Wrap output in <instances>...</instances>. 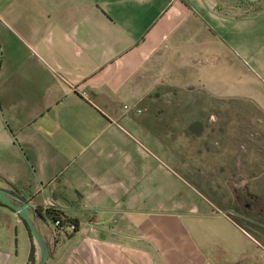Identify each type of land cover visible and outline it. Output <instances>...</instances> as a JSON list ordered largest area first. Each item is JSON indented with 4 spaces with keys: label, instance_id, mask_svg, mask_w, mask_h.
I'll use <instances>...</instances> for the list:
<instances>
[{
    "label": "crops",
    "instance_id": "1",
    "mask_svg": "<svg viewBox=\"0 0 264 264\" xmlns=\"http://www.w3.org/2000/svg\"><path fill=\"white\" fill-rule=\"evenodd\" d=\"M166 61L216 106L264 112V0H0V189L78 225L65 238L37 219L47 264H264L253 166L222 210L177 194L144 145L175 118L145 83ZM33 250L39 264L0 204V264Z\"/></svg>",
    "mask_w": 264,
    "mask_h": 264
},
{
    "label": "rangeland",
    "instance_id": "2",
    "mask_svg": "<svg viewBox=\"0 0 264 264\" xmlns=\"http://www.w3.org/2000/svg\"><path fill=\"white\" fill-rule=\"evenodd\" d=\"M170 65L168 61L159 64L158 73H151L145 83L149 88L157 81L158 100L175 103L167 109L175 118L162 125L159 121L158 127L164 129L161 135L144 145L165 164L176 193L209 199L228 210L226 197L246 189L244 183L250 180L253 166V196L264 198V112L246 99L237 100L236 106L235 102L216 106L208 99L212 93L198 94L197 81L190 78L193 69L172 70L179 72L172 78L165 74L171 72Z\"/></svg>",
    "mask_w": 264,
    "mask_h": 264
},
{
    "label": "water",
    "instance_id": "3",
    "mask_svg": "<svg viewBox=\"0 0 264 264\" xmlns=\"http://www.w3.org/2000/svg\"><path fill=\"white\" fill-rule=\"evenodd\" d=\"M0 204L15 212L25 222L40 252L39 264H47L50 258V246L37 229L38 214L33 205L2 189H0Z\"/></svg>",
    "mask_w": 264,
    "mask_h": 264
},
{
    "label": "trees",
    "instance_id": "4",
    "mask_svg": "<svg viewBox=\"0 0 264 264\" xmlns=\"http://www.w3.org/2000/svg\"><path fill=\"white\" fill-rule=\"evenodd\" d=\"M37 218H39L42 221H48L51 225L55 224L57 221L61 222V226L58 228V230L61 232L64 231V227L69 225V224H74L76 227V231H78V225L75 221H72L64 216V214L55 209V208H48L44 211V214H42L41 210H37ZM73 236V235H71ZM71 236H68L67 238H70ZM35 258H34V250L32 251L30 258H29V263L34 264L35 263Z\"/></svg>",
    "mask_w": 264,
    "mask_h": 264
},
{
    "label": "built area",
    "instance_id": "5",
    "mask_svg": "<svg viewBox=\"0 0 264 264\" xmlns=\"http://www.w3.org/2000/svg\"><path fill=\"white\" fill-rule=\"evenodd\" d=\"M52 226H53L57 236L61 235V236H64L65 238H67L68 236H71V235H74L75 233H77V231H76L77 229H76L74 224H69V225L65 226L63 232L62 231L60 232L58 230V228L61 226V222L60 221H57Z\"/></svg>",
    "mask_w": 264,
    "mask_h": 264
}]
</instances>
